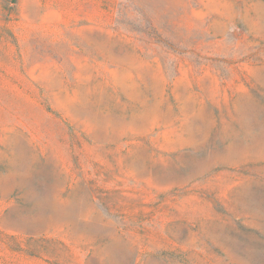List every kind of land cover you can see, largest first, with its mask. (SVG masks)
<instances>
[{
	"label": "rangeland",
	"instance_id": "1",
	"mask_svg": "<svg viewBox=\"0 0 264 264\" xmlns=\"http://www.w3.org/2000/svg\"><path fill=\"white\" fill-rule=\"evenodd\" d=\"M0 103V264H264V0H0Z\"/></svg>",
	"mask_w": 264,
	"mask_h": 264
},
{
	"label": "crops",
	"instance_id": "2",
	"mask_svg": "<svg viewBox=\"0 0 264 264\" xmlns=\"http://www.w3.org/2000/svg\"><path fill=\"white\" fill-rule=\"evenodd\" d=\"M21 75H24V74H21ZM19 91H20L21 94L24 92L23 95L25 96V101H26L27 99H26L25 89H19ZM32 105L33 106H37V103H36L35 99H32ZM0 106H10V105H5L4 103L3 104L0 103Z\"/></svg>",
	"mask_w": 264,
	"mask_h": 264
}]
</instances>
